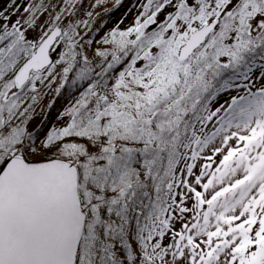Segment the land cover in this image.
Segmentation results:
<instances>
[{
    "label": "snow or ice",
    "instance_id": "6c2138e0",
    "mask_svg": "<svg viewBox=\"0 0 264 264\" xmlns=\"http://www.w3.org/2000/svg\"><path fill=\"white\" fill-rule=\"evenodd\" d=\"M0 0V264H264V0Z\"/></svg>",
    "mask_w": 264,
    "mask_h": 264
},
{
    "label": "rangeland",
    "instance_id": "374dc122",
    "mask_svg": "<svg viewBox=\"0 0 264 264\" xmlns=\"http://www.w3.org/2000/svg\"><path fill=\"white\" fill-rule=\"evenodd\" d=\"M125 3H126V7H122L121 9L116 10V11L114 12V14H112V16H111V20H112L113 22H114L115 20L121 18V16L123 15L124 11L126 10V8H127L128 6L131 5L132 0H124V4H125Z\"/></svg>",
    "mask_w": 264,
    "mask_h": 264
},
{
    "label": "trees",
    "instance_id": "16d2710c",
    "mask_svg": "<svg viewBox=\"0 0 264 264\" xmlns=\"http://www.w3.org/2000/svg\"><path fill=\"white\" fill-rule=\"evenodd\" d=\"M124 7H126V3L124 4Z\"/></svg>",
    "mask_w": 264,
    "mask_h": 264
}]
</instances>
